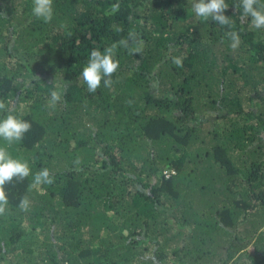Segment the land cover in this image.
I'll return each instance as SVG.
<instances>
[{"label":"trees","instance_id":"obj_1","mask_svg":"<svg viewBox=\"0 0 264 264\" xmlns=\"http://www.w3.org/2000/svg\"><path fill=\"white\" fill-rule=\"evenodd\" d=\"M192 3L53 0L44 23L0 0V100L31 124L0 147L32 173L5 185L0 264H264V29L226 0L232 48ZM129 32L140 54L117 47L113 85L89 93L91 50ZM43 168L54 183L30 187Z\"/></svg>","mask_w":264,"mask_h":264},{"label":"clouds","instance_id":"obj_2","mask_svg":"<svg viewBox=\"0 0 264 264\" xmlns=\"http://www.w3.org/2000/svg\"><path fill=\"white\" fill-rule=\"evenodd\" d=\"M239 7L242 9V18H249L254 29H264V4L260 0H240ZM228 8L229 5L226 3V0H193L191 10L197 18L203 21L211 19L217 24L227 27L229 30L225 32V36L231 41L230 46L236 48L240 43V35L237 31L232 30L234 22L229 16L225 15V11ZM113 10L118 11L119 5H114ZM32 14L44 23L51 22L54 14L53 0H33ZM130 42L135 47L130 48ZM140 43L138 34L129 32L127 39H121L103 51L99 49L91 50L88 62L83 67L80 77L82 82L87 85V91L95 93L101 86L102 81L104 87L111 88L113 85L111 77L119 68V61L114 59L116 48H130L132 54H140ZM174 63L177 67H182V61L179 58L175 59ZM53 82L56 84V87L49 93L50 107H55L57 102L60 101V85L65 83L62 80ZM0 112L7 113L4 118L0 119V139L5 141L8 146L21 142L24 134L31 129L30 122L19 119L11 114L4 100H0ZM75 163L79 164V159ZM31 174V168L26 161L13 158L7 148L0 147V215L5 214L8 206L5 185L10 184L14 179L22 182ZM53 183L54 177L47 168H43L34 174L30 187L35 188ZM29 205L30 201L25 196L19 201L18 207L26 212L29 210Z\"/></svg>","mask_w":264,"mask_h":264},{"label":"rangeland","instance_id":"obj_3","mask_svg":"<svg viewBox=\"0 0 264 264\" xmlns=\"http://www.w3.org/2000/svg\"><path fill=\"white\" fill-rule=\"evenodd\" d=\"M32 180L33 179L31 178V181ZM35 188L39 190V186L38 187H35ZM21 227L28 233L29 237H32L33 236L32 235L33 228L31 227L30 224L23 223V224H21Z\"/></svg>","mask_w":264,"mask_h":264},{"label":"built area","instance_id":"obj_4","mask_svg":"<svg viewBox=\"0 0 264 264\" xmlns=\"http://www.w3.org/2000/svg\"><path fill=\"white\" fill-rule=\"evenodd\" d=\"M175 173L173 171H165L163 173L164 177L167 179L169 178L170 176L174 175Z\"/></svg>","mask_w":264,"mask_h":264}]
</instances>
